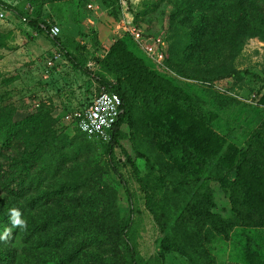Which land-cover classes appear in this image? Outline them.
Listing matches in <instances>:
<instances>
[{
	"label": "rangeland",
	"instance_id": "1",
	"mask_svg": "<svg viewBox=\"0 0 264 264\" xmlns=\"http://www.w3.org/2000/svg\"><path fill=\"white\" fill-rule=\"evenodd\" d=\"M0 1L1 105L15 108L17 120L44 106L55 128L84 140L79 152L72 150L78 144L60 153L51 145L45 148L44 154L54 155L44 162L53 172L32 193L38 199L36 206L22 212L21 234L5 246L8 255L3 264H128L119 231L129 216L122 184L109 168L103 145L82 136L72 119L103 87L73 68L47 33L30 27L18 12L57 25L67 50L93 75L110 82L114 78L101 61L116 39L130 36L124 30L126 19L132 18L146 36L164 42L165 56L188 75L173 73V87L193 109L166 115L163 106L141 95L132 94L130 102L137 145L149 155L156 173L174 182L184 177L197 181L156 194L158 200H169L177 219L170 234L183 237L200 264H264V188L245 179L237 186L232 176L218 181L237 161L235 149H245L253 132L264 131V10L246 11L244 23L253 36L233 54L223 44L239 21L240 0ZM229 72L235 74L226 75ZM122 131L126 141V124ZM257 150L264 154V148ZM114 155L132 193L128 235L141 264H187L176 253H160L161 235L145 208L138 181L119 149ZM2 164L9 178L17 161ZM140 170L141 175L146 173L141 163ZM207 191L212 201L208 212L225 223L203 225L187 215L182 225L180 210ZM6 197L0 201L2 208L14 207L15 200ZM19 204L26 207V199L20 198ZM29 235L33 237L28 239Z\"/></svg>",
	"mask_w": 264,
	"mask_h": 264
},
{
	"label": "trees",
	"instance_id": "2",
	"mask_svg": "<svg viewBox=\"0 0 264 264\" xmlns=\"http://www.w3.org/2000/svg\"><path fill=\"white\" fill-rule=\"evenodd\" d=\"M102 2L103 4L107 3L106 0H102ZM113 2V0L110 1V4ZM0 6H3L1 1ZM237 8L239 21L233 23L223 44L233 54L242 49L247 38L253 36V33L248 30L244 23L246 11L248 9L264 10V0H240L237 3ZM17 15L38 32H48L50 25L48 26L43 21L30 18L20 12ZM46 36L51 44L63 53L73 68L81 71L86 76L98 80L105 91L114 92L121 99L122 113L113 127L111 139L107 143L100 144L103 145L104 152L107 155L111 172L119 178L122 184L129 206V216L119 230L126 244L128 264H141L143 260L136 252L128 235L132 222L133 199L127 183L118 171L120 162L115 158V149H119L124 159L123 162L131 167L138 181L140 190L143 193L145 208L152 216L161 235L159 243L160 253H176L187 264H200L184 238L170 234V228L173 223H177V219H174L175 214L172 211L169 200L164 198L158 200L155 198L156 194H166L169 188L175 191L185 185H193L197 181L184 177L174 182L163 173H156L149 155L140 150L137 145L133 132V110L130 102L132 94L141 95L142 98H148L153 104L163 106L166 115L177 114L176 112L183 110L191 112L193 106L190 104L186 105L185 98L181 100L182 93H177L178 91L176 92L173 87L174 75L178 77H187L188 75L183 70L178 69L179 63L171 57L165 56V68L155 65L144 55L135 41L127 34H124L123 37L116 39L110 45L105 59L101 61V65L114 78V81L110 82L104 78H98L85 69L83 64L67 50L58 37H50L48 34ZM175 67H177V70L174 69ZM234 74L235 72H229L226 75L232 76ZM16 112L15 108L1 105L0 98V201L1 203L4 200L6 201V195L15 200L13 201L15 205L12 208L4 209L0 205V236H3L0 239V264L6 262L8 255V250L5 246L14 243L16 237L21 234V225L12 224L10 209H16L19 212V219H21L22 212H25L26 208L33 210L38 199H35L32 193L39 191L41 188L39 182L41 183L44 180V176L49 175L50 169L47 168V164L44 162L46 159L50 160L54 155L44 154L45 148L51 145L50 148L54 147L55 153L57 151L60 153L75 144H78V146L76 145L72 150L79 152L83 146L81 144L83 138L79 140L76 136L67 137V134L62 133L63 130L55 128V121H53L51 112L46 107L40 106L20 120L16 119ZM123 124L127 125L129 131V137L126 141L123 140ZM186 126L188 127L189 125ZM80 134L84 136L82 133ZM258 147L264 148V131L261 129L251 134L245 149H235L237 161L218 181L224 182L228 177L232 176V182L237 186H240L242 179H245L246 183H252L251 181H253L255 186L264 188V181L262 182L264 180V154H258ZM8 154L14 158L7 156ZM7 159L17 161V164H14L12 169L10 179L7 178V167L5 168L2 164ZM140 163L146 170L144 175H141ZM39 165H41L40 169L35 170ZM33 170L35 172L31 177L30 174ZM17 174L18 177H15ZM12 177L15 178L11 179ZM15 179L20 180L18 185L13 184ZM53 195H56V192ZM20 198L26 199V207H20ZM210 205H212L211 195L207 191L201 197L196 198L192 205L180 210L181 218L183 219L182 225L186 222L185 217L187 215H190L193 221L201 222L203 225L212 221L214 225L224 224L225 221L208 212ZM230 226L232 227L231 223ZM6 228L8 231L5 234ZM225 228L218 230V232H223V230H226ZM32 237V235H29L27 238L31 239Z\"/></svg>",
	"mask_w": 264,
	"mask_h": 264
},
{
	"label": "built area",
	"instance_id": "3",
	"mask_svg": "<svg viewBox=\"0 0 264 264\" xmlns=\"http://www.w3.org/2000/svg\"><path fill=\"white\" fill-rule=\"evenodd\" d=\"M124 30L149 60L155 65L165 68V45L161 39L146 36L143 30L134 24L132 18L125 20ZM47 34L50 37H58L60 29L57 25H50ZM47 64L51 65V61H48ZM87 66L97 67L92 63ZM121 106V99L116 93L107 92L102 88L87 106L73 113L72 119L76 129L87 139L107 143L110 141L113 127L122 113Z\"/></svg>",
	"mask_w": 264,
	"mask_h": 264
},
{
	"label": "clouds",
	"instance_id": "4",
	"mask_svg": "<svg viewBox=\"0 0 264 264\" xmlns=\"http://www.w3.org/2000/svg\"><path fill=\"white\" fill-rule=\"evenodd\" d=\"M11 212V221L13 225H23V221L19 219V212L16 209H10ZM8 229H5V234L7 233ZM3 236H0V239H2Z\"/></svg>",
	"mask_w": 264,
	"mask_h": 264
}]
</instances>
